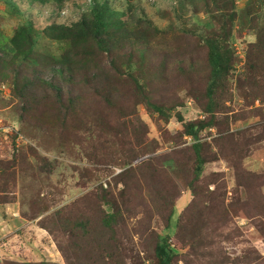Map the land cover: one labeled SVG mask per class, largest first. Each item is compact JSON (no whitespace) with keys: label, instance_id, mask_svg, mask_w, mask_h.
Instances as JSON below:
<instances>
[{"label":"rangeland","instance_id":"obj_1","mask_svg":"<svg viewBox=\"0 0 264 264\" xmlns=\"http://www.w3.org/2000/svg\"><path fill=\"white\" fill-rule=\"evenodd\" d=\"M67 1L58 12L52 5L29 10L24 4L20 8L36 25L48 24L54 17L62 24L71 25L82 18L94 0ZM106 1L114 11L126 13L130 20L143 16L144 21H150L152 27L159 30L158 41L148 48L146 63L148 60L149 63L147 66L142 64L143 73L138 75L147 82L145 92L152 96L153 103L164 109V113L150 110L145 100L138 96L139 91L131 80L119 78L116 84H121L117 88L121 89L122 101L117 107L93 102L92 93L87 92L85 108L90 111V120L100 117L105 141L114 140V130H117L121 132L123 144L130 142L133 147L96 150L90 145L82 150L71 141L70 147L61 149L55 136L48 134L50 131L28 125L21 133L11 86L0 85V158L10 160L14 154L32 147L42 157L58 160L51 179L40 173L41 162L31 154L27 159L30 166L16 168L15 176L14 170L11 175L0 176V204H14L9 210L0 208V264H86L69 250L66 235H52L39 227L38 222L44 215L34 222L30 219L41 199L50 200L52 207H71L79 197L88 195L100 185L95 183V178L88 181L84 177L86 169H92L104 188H112L118 196L124 188L116 180L124 172L121 164L133 161L134 156L127 159L125 154L134 150L139 140L145 147L135 164L146 160L161 163L162 176H167L162 185L158 184V190H151L163 198L160 208H154L155 200L152 201L147 186L142 187L146 188L143 190L146 202L141 199L123 204L122 223L115 236L121 240L125 264H156L152 248L158 235L168 238L170 246L179 252L181 257L174 264H264V126H255L261 122L259 110L264 105L256 101L251 106L237 82L246 64L247 51L257 41L254 25H264V5L259 3L263 0L236 1L230 40L231 49L237 56L236 75L224 103L233 112L228 117L230 124L224 128L229 127L230 133L237 137L232 144L227 131L220 136L217 129L202 133L205 163L199 178L193 141L181 134L185 123L206 118L203 105L199 104L207 83V48L202 39L211 34L214 23L209 12H216L217 8L214 9L211 0ZM220 9L230 11L225 5ZM11 11L12 8L1 0L0 47L12 38L16 26L26 22ZM48 41H43L40 49L51 56H59L69 48ZM111 82L115 81L112 79ZM252 111L254 116L244 119ZM178 115L183 122L179 121ZM235 117L241 120L236 121ZM92 124L94 126L95 122ZM249 126L254 128L249 130ZM256 138L259 144H255ZM95 152H99L100 157L118 160L117 164L95 159ZM88 204L94 208L89 201ZM171 210L174 216L166 224L163 214ZM8 219L16 220L17 225L12 224L11 229L6 224ZM111 235L97 228L92 241L101 242ZM116 252V246L112 247L110 254L114 259L106 264L114 261L117 264Z\"/></svg>","mask_w":264,"mask_h":264},{"label":"trees","instance_id":"obj_2","mask_svg":"<svg viewBox=\"0 0 264 264\" xmlns=\"http://www.w3.org/2000/svg\"><path fill=\"white\" fill-rule=\"evenodd\" d=\"M4 1L12 8L11 13L26 19V22L15 27L12 38L0 47V85L11 86L12 98L17 102L21 133L28 125L44 132L50 131L48 134L55 136L61 149L70 147L71 141L80 145L82 150L90 145H93L96 150H108L116 146L123 149L125 145L133 147L130 142L123 144L120 139L121 132L117 130H114V140L105 141L102 136L100 117L96 116V120H90V111L87 107L85 108L87 92L92 93L93 102L102 103L110 108L117 107V103L122 101V95L121 89L119 91L117 88V86L121 87V84L117 81L119 83L117 85L116 80L123 77L131 80L139 91L138 96L145 100L150 110L154 113H164V109L153 103L152 96L145 92L147 82L138 75L143 73L144 66L149 63V60L146 63L149 46L159 39L157 37L159 30L152 27L150 21H144L143 16L130 20L126 13L114 11L108 1L94 0L78 22L71 25L62 24L54 17L48 24L36 25L33 19L21 10V5L29 6V10L38 6L52 5L58 12L63 10L68 1ZM236 1L211 0L217 11L209 12L211 18L213 17L214 25L211 34L202 39L207 48V83L199 99L206 118L185 123L181 134L184 137H190L193 141L192 148L197 160V175L195 174L197 178L205 163L202 157V141H204L201 138L202 133L209 129H217L219 136L224 131L230 133V128L224 127L230 124L228 117L233 111L224 103L229 94L231 80L236 75L237 56L230 45ZM259 3L264 5V0ZM221 5L229 7L230 11H222ZM251 21L254 23L253 19ZM254 27L257 30V41L250 45L246 64L237 80L239 88L243 90L244 98L250 102L251 106L256 101L264 105V25L256 23ZM46 39L56 44H64L69 48L67 47L59 56H51L40 49L42 42ZM112 79L115 82H111ZM262 109L259 110L261 122L255 126H264V110ZM253 116L252 111L244 119ZM167 118L169 120V116ZM178 118L180 122H183L180 115ZM235 120L241 119L235 117ZM93 122H95L94 126ZM247 128L252 130L254 126ZM79 133L85 136L82 138ZM228 135L234 144L237 134ZM254 142L259 144L260 141L256 138ZM144 147V142L139 140L135 149L125 154L127 159L133 156L134 159L121 164L124 172L116 180L119 184L122 183L124 188L117 193L118 196L112 188H104V184L100 182L101 179H98L92 169H86L84 177L88 181L95 178V183L100 185H96L88 195L79 197L71 207L67 205L52 207L50 200L41 199L39 208L34 211L35 214L30 220L34 222L44 215L38 222L39 227L52 235L58 233L66 235L69 250L81 262L97 264L100 261L106 264L114 259L110 253L112 247L116 246L117 252L114 256L117 264H125L123 250L120 248L121 240L115 236L118 226L122 223L123 204L128 205L130 202L141 199L146 202L147 198H144L146 195L143 191L146 188L142 187L147 186L150 191L158 190V184L162 185L167 176L166 174L162 176L164 168L161 163L155 164L154 161L146 160L141 164H135V159L141 157L139 153ZM28 149L29 151L21 150L19 154H14L7 161L0 158V176H6L13 170L12 173L15 176L16 168L30 166L27 159L31 154L41 162L38 166L40 173L51 179L57 169L58 160L48 156L42 157L32 147ZM98 153L95 159L117 164L118 160L115 161L106 156L100 157ZM151 197H153L152 201L155 200L154 208H160L163 198L159 196V193L155 191L153 194L151 191ZM88 201L94 207L93 209L90 208ZM5 204L7 203L0 205ZM163 215L168 224L174 212L171 210ZM97 228L112 233L111 237L101 242H93L94 230ZM180 229H182L181 225ZM187 236L190 237L188 234ZM89 247H92V250ZM152 254L156 264H174L181 257L179 252L170 246L168 238H162L159 235L154 238ZM115 263L116 261L112 264Z\"/></svg>","mask_w":264,"mask_h":264},{"label":"crops","instance_id":"obj_3","mask_svg":"<svg viewBox=\"0 0 264 264\" xmlns=\"http://www.w3.org/2000/svg\"><path fill=\"white\" fill-rule=\"evenodd\" d=\"M19 125H20V123H18ZM0 208L1 209H3V211H5V209H12V208H14V204L13 203H9V204H5V205H0ZM2 211V212H3ZM5 216H7V213L5 214ZM6 224H8L10 227H11V229L13 228V226H14V224H16V220H14V221H10L9 219H8V221L6 222ZM12 224H13V226H12ZM17 225V224H16Z\"/></svg>","mask_w":264,"mask_h":264}]
</instances>
